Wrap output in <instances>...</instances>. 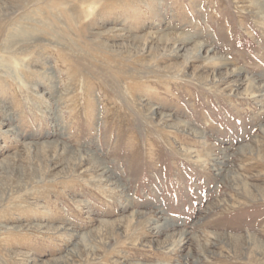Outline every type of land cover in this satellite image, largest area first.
I'll return each instance as SVG.
<instances>
[{"label": "rangeland", "instance_id": "374dc122", "mask_svg": "<svg viewBox=\"0 0 264 264\" xmlns=\"http://www.w3.org/2000/svg\"><path fill=\"white\" fill-rule=\"evenodd\" d=\"M256 186L264 0H0V264H258Z\"/></svg>", "mask_w": 264, "mask_h": 264}, {"label": "bare ground", "instance_id": "6f19581e", "mask_svg": "<svg viewBox=\"0 0 264 264\" xmlns=\"http://www.w3.org/2000/svg\"><path fill=\"white\" fill-rule=\"evenodd\" d=\"M167 39V38H166ZM168 40V39H167ZM193 50L194 51H200L201 50V46L198 44V43H196L194 46H193ZM55 146V145H54ZM73 159H74V156L72 157ZM257 187V186H256ZM244 190L245 191H247V192H249L250 190H249V187H248V185L246 186L245 185V183H244ZM257 189L259 190V191H261V195H264V190H263V188L262 187H257ZM258 195V194H257ZM253 196V195H252ZM257 197V196H256ZM257 199V198H256ZM223 235V234H222ZM211 236H213L214 238H218L219 237V235L218 234H215V233H211ZM168 237H170V238H173L174 237V235L172 236H170V235H168ZM227 239V244H229L230 245V247L234 250V251H236V252H239V251H243V250H247L248 251V253H250V255H252V257L255 255V254H257V253H259V255H260V253H264V246L262 245V243L261 242H259L252 234H249V235H247V237L245 238L244 236H243V238H241V236H230V237H227L226 238ZM225 239V240H226ZM221 240V239H220ZM222 241V240H221ZM166 243H169V242H166ZM165 244V243H164ZM231 250V249H230ZM239 250V251H238ZM233 252V251H232ZM248 253H246V254H248ZM236 254V253H235ZM241 254H242V252H241ZM249 255V256H250ZM259 255H257V256H259ZM52 264H59V262L57 261V262H53ZM258 264H264V260H260L259 261V263Z\"/></svg>", "mask_w": 264, "mask_h": 264}]
</instances>
